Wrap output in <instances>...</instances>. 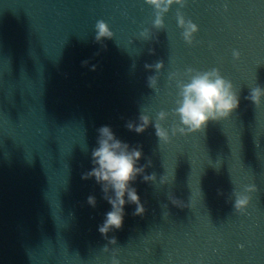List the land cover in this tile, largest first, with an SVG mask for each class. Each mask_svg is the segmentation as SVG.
<instances>
[{
    "label": "water",
    "instance_id": "obj_1",
    "mask_svg": "<svg viewBox=\"0 0 264 264\" xmlns=\"http://www.w3.org/2000/svg\"><path fill=\"white\" fill-rule=\"evenodd\" d=\"M178 11L199 27L191 45ZM155 18L146 0H0V264H264V104L246 99L264 87V0H186L163 29ZM99 20L115 34L106 48L95 39ZM159 61L161 72L145 68ZM189 68L219 69L240 107L164 144L154 125L161 111L170 132L178 123L177 82ZM141 114L153 125L129 131ZM105 125L142 147L139 166L151 160L146 173L157 176L133 184L146 213L128 204L123 228L107 237L98 228L111 205L94 178L82 179ZM251 185L258 191L236 212L234 192Z\"/></svg>",
    "mask_w": 264,
    "mask_h": 264
},
{
    "label": "clouds",
    "instance_id": "obj_2",
    "mask_svg": "<svg viewBox=\"0 0 264 264\" xmlns=\"http://www.w3.org/2000/svg\"><path fill=\"white\" fill-rule=\"evenodd\" d=\"M146 3L155 9V20L153 27L157 30L165 27L164 17L173 5L184 7L186 0H146ZM177 20L179 27L183 29V39L188 44H193L194 36L199 31L197 24L191 20L185 19L181 12H177ZM96 42L103 45V41L115 38L114 32L109 24L104 20L97 21ZM144 40L152 38L153 33L145 29L140 33ZM105 48L106 45H103ZM236 59H240L241 53L234 52ZM88 61H84L85 66ZM145 68L154 70L156 73L161 72L164 68V62L159 61L153 64H145ZM92 70H96V66H92ZM188 81L178 80L179 99H177V107L173 110L172 115L179 118L178 123H174L171 132L163 126V121L169 117V113L161 111L158 113L157 122L155 123L156 136L159 142L171 144L173 137L178 135L187 136L189 134L203 132L210 122H220L229 119L232 114L240 107V97L234 84L224 78L219 69L210 71H197L189 68L187 70ZM170 80L177 79V74L173 73L169 77ZM158 76L148 77V86L157 90ZM256 107L264 104V87L259 85L251 88L250 94L246 97ZM150 125H153L152 119L147 114L139 116V123L129 121L126 127L129 131L137 134H143ZM98 147L92 150L91 170L82 174L83 180L95 179L101 185L103 198L111 205V211L106 213V218L99 226V232L105 237L113 230L123 228L126 216L125 208L128 204L135 205L134 216H143L146 208L141 201L137 188L133 187L138 177L143 176L145 183H156L157 176L155 173L149 175L146 173V167L151 166V160L148 165L139 166V161L143 158L142 147H132L126 142L118 139L110 126H102L98 129ZM172 179H175L173 175ZM159 182L162 185L169 183L168 175L160 177ZM258 191L255 185L247 186L245 192H234L236 197L234 209L238 213H244L251 203L252 196L249 193ZM171 202L178 206L189 207L174 196ZM87 203L95 208L97 199L95 196H89ZM110 243H117L112 238ZM115 257V255H113ZM113 264H119V261L113 259Z\"/></svg>",
    "mask_w": 264,
    "mask_h": 264
}]
</instances>
